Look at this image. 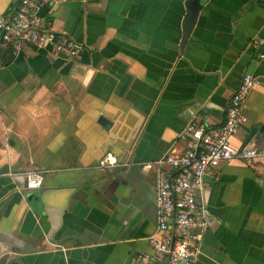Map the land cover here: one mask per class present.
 I'll return each instance as SVG.
<instances>
[{
  "label": "crops",
  "instance_id": "crops-1",
  "mask_svg": "<svg viewBox=\"0 0 264 264\" xmlns=\"http://www.w3.org/2000/svg\"><path fill=\"white\" fill-rule=\"evenodd\" d=\"M57 1L39 14L77 57L30 44L0 57V264L151 254L156 178L141 164L183 153L190 123L222 124L246 73L247 123L230 142L263 156L205 179L212 225L196 264H264V0ZM16 3L0 0V15ZM107 153L134 165L98 169ZM24 172L41 188L8 176Z\"/></svg>",
  "mask_w": 264,
  "mask_h": 264
},
{
  "label": "built area",
  "instance_id": "built-area-1",
  "mask_svg": "<svg viewBox=\"0 0 264 264\" xmlns=\"http://www.w3.org/2000/svg\"><path fill=\"white\" fill-rule=\"evenodd\" d=\"M49 2L17 0L9 16L0 15V57L5 50L20 49L26 44L42 50L50 48L56 55L64 54L69 59L78 56L80 47L63 39L40 16ZM255 84L251 74L243 75L228 101L224 121L218 127L198 122L187 125L181 135L185 146L183 153L141 164L143 170L153 171L156 178V233L148 239L151 254L136 255L129 264H196L205 232L212 225V216L204 200L205 179L212 177L222 163L263 156L262 152L251 148L237 150L230 142L247 123L243 108ZM133 165L120 164L114 155L107 153L98 162V169ZM165 167H169L171 173H165ZM8 176L23 179L29 191L42 186L38 172L9 173Z\"/></svg>",
  "mask_w": 264,
  "mask_h": 264
},
{
  "label": "water",
  "instance_id": "water-1",
  "mask_svg": "<svg viewBox=\"0 0 264 264\" xmlns=\"http://www.w3.org/2000/svg\"><path fill=\"white\" fill-rule=\"evenodd\" d=\"M23 180V179H22ZM31 197L29 196V199H30Z\"/></svg>",
  "mask_w": 264,
  "mask_h": 264
},
{
  "label": "flooded vegetation",
  "instance_id": "flooded-vegetation-1",
  "mask_svg": "<svg viewBox=\"0 0 264 264\" xmlns=\"http://www.w3.org/2000/svg\"><path fill=\"white\" fill-rule=\"evenodd\" d=\"M204 200H205V198H204Z\"/></svg>",
  "mask_w": 264,
  "mask_h": 264
},
{
  "label": "rangeland",
  "instance_id": "rangeland-1",
  "mask_svg": "<svg viewBox=\"0 0 264 264\" xmlns=\"http://www.w3.org/2000/svg\"><path fill=\"white\" fill-rule=\"evenodd\" d=\"M173 154V153H172Z\"/></svg>",
  "mask_w": 264,
  "mask_h": 264
}]
</instances>
